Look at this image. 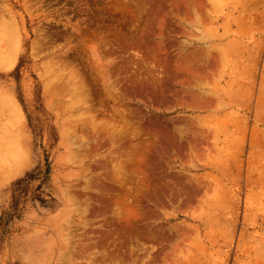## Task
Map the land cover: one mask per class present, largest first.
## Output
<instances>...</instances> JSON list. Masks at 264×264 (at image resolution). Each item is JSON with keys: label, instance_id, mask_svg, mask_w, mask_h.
Here are the masks:
<instances>
[{"label": "rangeland", "instance_id": "rangeland-1", "mask_svg": "<svg viewBox=\"0 0 264 264\" xmlns=\"http://www.w3.org/2000/svg\"><path fill=\"white\" fill-rule=\"evenodd\" d=\"M2 50L0 264H264V0H0Z\"/></svg>", "mask_w": 264, "mask_h": 264}, {"label": "bare ground", "instance_id": "bare-ground-1", "mask_svg": "<svg viewBox=\"0 0 264 264\" xmlns=\"http://www.w3.org/2000/svg\"><path fill=\"white\" fill-rule=\"evenodd\" d=\"M2 41L4 40V36L8 35V33L6 31H3L2 33ZM11 54H13L12 50L11 51H0V68H8L9 66H11L13 64V58L11 56ZM14 110L16 113H19V110L16 109V106L14 107Z\"/></svg>", "mask_w": 264, "mask_h": 264}]
</instances>
